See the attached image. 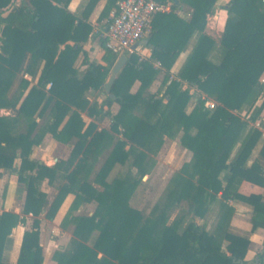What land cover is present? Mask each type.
Segmentation results:
<instances>
[{
  "label": "trees",
  "instance_id": "trees-1",
  "mask_svg": "<svg viewBox=\"0 0 264 264\" xmlns=\"http://www.w3.org/2000/svg\"><path fill=\"white\" fill-rule=\"evenodd\" d=\"M70 1L20 0L5 14L12 0H0V108L14 112L0 115V168H17L25 190L20 214L0 212V264L43 263L38 217L44 212L53 218L68 194L74 195L70 210L90 201L96 207L90 215H65L73 225L72 237L66 248L54 252L56 264H264V238L261 250L252 259L246 257L250 233L264 229L263 195L240 191L243 181L264 187V98L256 104L264 96V0H228L218 42L204 32L217 0H156L170 1L172 9L187 5L190 17L173 11L153 15L146 38L151 55L128 56L112 84L114 97L103 84L116 54L106 48L105 39L103 63L89 61L83 48L93 34L89 16L98 0H87L79 13L69 10ZM115 2L105 0L97 22L109 19ZM194 33L198 37L191 52L170 78L177 56ZM42 63L37 85L22 78L17 93L9 95L20 71L34 76ZM159 73L162 89L150 92ZM192 86L211 97L214 106L198 98L187 113ZM89 91L104 98L91 101ZM113 102L119 107L112 114ZM242 110L249 113L247 118L241 117ZM82 113L91 118L88 123ZM45 115L47 122L35 134V117ZM104 117L110 118L109 128H98L96 121ZM21 118L26 128L14 133ZM46 133L62 143L72 142L69 156L51 166L31 157L33 145ZM179 133L191 157L170 178L159 212L144 215L129 199L148 169L149 153L158 150L165 136ZM107 146L111 149L90 181L93 162ZM129 159L135 174L107 181L112 167ZM69 174L73 180H63L52 199L41 190L44 179L52 183ZM233 203L251 207L250 231L232 230ZM178 207L182 213L170 221ZM28 214L30 228L23 233L16 262L10 263L5 251L12 228L24 223ZM185 216L191 219L181 229ZM198 218L212 219L211 229Z\"/></svg>",
  "mask_w": 264,
  "mask_h": 264
},
{
  "label": "crops",
  "instance_id": "crops-1",
  "mask_svg": "<svg viewBox=\"0 0 264 264\" xmlns=\"http://www.w3.org/2000/svg\"><path fill=\"white\" fill-rule=\"evenodd\" d=\"M86 1L87 0H71L69 2L68 8L70 11L74 13H79L84 7ZM227 1L228 0H217L214 11L207 15V21H206V25L204 28V32L208 34L209 36H211L217 42L219 41V38L221 36L222 30H223V27L226 21V17H227V12L224 8V5L226 4ZM175 2L177 3L179 1L175 0ZM19 3H20V0H12L11 6L7 10H5V14L6 12H8L10 8L18 5ZM167 3H169L170 5V10L166 12L173 11L178 16L184 19H188L190 17L189 8L187 5L181 3L180 7L172 9L171 2L168 1ZM104 4H105V0H98L93 11L91 12L89 16V20L93 24V34H90V37L83 43V48L87 54L88 60L97 61L100 63H103L102 55L104 53V50L101 47V41L102 39H104L103 32L105 30L101 28V24H107L108 19H103L101 20V22H97V17L100 11L102 10ZM112 9L110 10V12L112 11ZM110 12H109V15H110ZM147 36H145L141 40L140 46L138 48V55L141 58H149L151 55L152 46L146 42ZM197 37H198V33H194L189 38L188 42L186 43L181 53L177 56L175 63L172 66V69L170 72V78L176 77L179 67L183 64V62L186 60L187 56L191 52L197 40ZM80 60L81 59L79 58V61ZM154 65L158 67L159 63L155 62ZM43 67H44V63H42L39 66L34 76H31L22 70V72L16 76L14 86H13L14 87L13 91L16 88H18L19 79L21 77L29 80L30 85H37L40 79V75H41ZM85 68H86V64L81 66V70H84ZM161 75L163 77L162 73ZM161 81H162V78H161ZM155 82H156V79L153 81L150 87ZM138 85H139V82L136 81L133 85L134 90L137 89ZM46 89L48 88L46 87ZM158 89L151 90V91L149 90V91L156 92L158 91ZM190 94H191V97L186 106L187 113L190 112L191 109L194 107L198 98H205L207 101H210V100L214 101L211 97H207L203 93H201L195 86L190 87ZM263 98L264 96H261L257 100L256 104L260 105ZM118 107H119L118 104L116 102H113L111 106L109 107L111 113L112 114L115 113L118 110ZM105 108L107 107L105 106ZM243 112L246 113L245 110L241 111V113ZM13 114L14 112L9 108H0V115H13ZM248 114L249 113H247V115ZM82 116L86 122L91 120V118L86 116L85 113H82ZM43 117L36 116L35 120L38 123H40V120ZM106 120L107 118L103 120V123H105ZM24 122L25 120L21 118L15 125L13 132L16 133V132L24 131L20 129V127L24 125ZM34 133L36 134V132ZM71 147H72V144L62 143L60 141H57L49 133H46L43 136L39 144L33 145L32 151H31V157L35 158L39 163H43L45 165L51 166L58 159H66L70 154ZM259 148H260V144H258L257 147L254 149L253 158L257 155ZM187 152L188 154H190L189 157H191V152L189 150H187ZM15 161L18 163L19 157H17ZM16 171H17V168L15 169L0 168V212L13 211L18 214L21 213L24 199H25V190H24L23 184L20 183L17 179ZM73 178L74 177L71 174L69 176V179H70L69 181H72ZM44 182L48 184L47 179H44L42 181V183ZM42 183H41V190L44 191L42 187ZM240 191L244 194L260 193L263 195V199H264V187L256 185L252 182L243 181L240 185ZM73 197H74L73 194H70L68 196L65 203L64 204L62 203L63 205H61V207L58 209L57 214L54 218H47L44 212L40 214L38 217L40 220L39 242L42 246V253H43V263L42 264H56L55 260L53 259L54 252L56 250L66 248L69 244V241L72 237L73 225L70 222H68L67 219L64 220V223L62 221L65 215L67 214L66 212H63L65 209L64 207L65 205H67L68 201L73 199ZM233 205H234L235 211L231 219L232 230L235 232L250 231L251 229V222H250L251 207L244 203H233ZM91 213L92 212H88L87 214H91ZM73 214L82 215L84 213H73ZM31 221H32V216L31 214H28L26 216V220L24 223H19L15 227L12 228V231L10 234L11 242L5 251V257L8 262L10 263L16 262L18 255H19L23 233L26 229L30 228ZM68 226L72 227L71 231L68 230ZM263 238H264L263 228H257L256 230L250 233V244H249L248 253L246 256L247 259H252V257H254L252 255L256 254V252H259L261 250Z\"/></svg>",
  "mask_w": 264,
  "mask_h": 264
},
{
  "label": "rangeland",
  "instance_id": "rangeland-1",
  "mask_svg": "<svg viewBox=\"0 0 264 264\" xmlns=\"http://www.w3.org/2000/svg\"><path fill=\"white\" fill-rule=\"evenodd\" d=\"M138 55V53H135ZM22 71H20L18 74H20ZM110 73V72H109ZM17 74V75H18ZM16 75V76H17ZM109 74L105 78V81L107 80ZM21 77L19 81L22 79ZM161 78L162 75L159 73L156 77V82L149 88V90H156V89H162V86L160 85L161 83ZM16 77L13 80V83L11 85L9 95H13L17 93L18 88H16L14 91V82H15ZM104 89V88H103ZM132 89L134 90V87L132 86ZM105 91V90H104ZM87 96L89 100H97L101 101L104 96L102 94H98L97 92L90 91L87 93ZM263 96V95H261ZM260 96V97H261ZM110 110V108H109ZM241 117L247 118L248 115L247 113H240ZM106 122L103 123V120L106 119ZM104 117L100 121H96L97 127L98 128H109L110 124V118L109 117ZM46 116H44L39 124V127L37 130H35L36 133H38L39 128L44 125L46 121ZM37 122V121H36ZM89 122V121H88ZM86 122V123H88ZM26 128V122H24V125L20 127L21 130H24ZM50 134V133H49ZM51 135V134H50ZM52 136V135H51ZM121 135H115V139L117 137H120ZM53 137V136H52ZM55 139V138H54ZM56 140V139H55ZM58 141V140H57ZM72 144V142L70 143ZM111 149V146H107L103 148V150L99 153L97 156L96 160L93 162L92 165V170L89 174V180L92 181L95 173L97 170L100 168L102 162L108 155L109 151ZM190 154H188L187 149L181 144L180 142V133L176 135L174 138H168L164 137L163 143L161 146L158 148V150L154 153H149L148 156V163H147V171L146 173L143 174V176L140 178L138 184L136 185L130 199L129 203L132 207L139 209L144 215H154L157 214L161 208V204L163 202V197L166 191V188L169 184V180L172 177V175L178 170L181 165L188 161L190 159ZM264 163V161H263ZM135 174L136 169L131 167L130 164V159L127 160L125 163H116L110 172L107 175V181H111L115 177H123L127 175L128 173ZM71 174H69L70 176ZM69 176L63 179L62 177H57L52 183H42V187L45 191V193L48 195V198L51 199L53 196L57 193L58 191V186L63 182V180H70ZM93 185L101 189L100 185L97 183H93ZM70 194H68L65 199L63 200V204L65 203L66 199L68 198ZM74 198V197H73ZM73 199L68 201L67 205H65V209L63 212H72V213H84L87 214L88 212H93L95 207H96V202L95 201H90V202H84L80 204L76 209L70 210V205L72 203ZM61 204V205H63ZM60 205V207H61ZM59 207V208H60ZM58 208V209H59ZM70 212V213H71ZM181 209L174 208L171 212L170 215V221L175 218L177 214H181ZM57 214V212H56ZM55 214V216H56ZM90 215V214H88ZM54 216V217H55ZM53 217V218H54ZM191 217L190 216H185L183 218V222L181 225V229L184 227V225L190 221ZM64 220V219H63ZM206 222L207 224V229H211L212 227V219L205 218L204 220L201 218L197 219L198 223ZM64 222V221H62ZM57 225V224H56ZM71 226H68V230L71 231ZM247 231H241L238 233H243ZM252 256H255L253 254ZM253 258V257H252Z\"/></svg>",
  "mask_w": 264,
  "mask_h": 264
},
{
  "label": "built area",
  "instance_id": "built-area-1",
  "mask_svg": "<svg viewBox=\"0 0 264 264\" xmlns=\"http://www.w3.org/2000/svg\"><path fill=\"white\" fill-rule=\"evenodd\" d=\"M168 10H170V5L167 2L116 0L107 21V27L103 32L106 48L116 54V58L122 54L128 57L133 53H138L141 40L150 32L153 15L156 12ZM50 85L51 83L48 82L46 87L49 88ZM214 104V101L205 99L207 107L212 108Z\"/></svg>",
  "mask_w": 264,
  "mask_h": 264
},
{
  "label": "water",
  "instance_id": "water-1",
  "mask_svg": "<svg viewBox=\"0 0 264 264\" xmlns=\"http://www.w3.org/2000/svg\"><path fill=\"white\" fill-rule=\"evenodd\" d=\"M128 57L124 54L120 55L114 62L111 71L107 80L103 84V88L106 93L109 94L110 97H114L113 93L111 92V87L115 79L117 78L119 72L127 62ZM257 260V259H256Z\"/></svg>",
  "mask_w": 264,
  "mask_h": 264
}]
</instances>
